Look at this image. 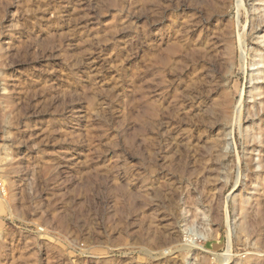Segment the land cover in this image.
I'll list each match as a JSON object with an SVG mask.
<instances>
[{
  "label": "rangeland",
  "instance_id": "1",
  "mask_svg": "<svg viewBox=\"0 0 264 264\" xmlns=\"http://www.w3.org/2000/svg\"><path fill=\"white\" fill-rule=\"evenodd\" d=\"M0 264H264V0H0Z\"/></svg>",
  "mask_w": 264,
  "mask_h": 264
}]
</instances>
